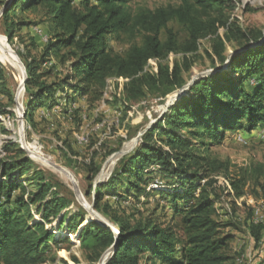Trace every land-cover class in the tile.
<instances>
[{
    "label": "trees",
    "instance_id": "trees-1",
    "mask_svg": "<svg viewBox=\"0 0 264 264\" xmlns=\"http://www.w3.org/2000/svg\"><path fill=\"white\" fill-rule=\"evenodd\" d=\"M129 1L2 0V8L7 4L9 7L1 18L12 40L19 28L29 23L15 20L16 10L43 8L54 34L41 58L30 57L26 61L27 115L40 105L49 102L53 105L57 92H72V98L77 94L86 96L90 103L100 101L108 80L113 78L129 79L124 94L130 101L143 99L154 91L168 95L187 83L183 76L190 67L186 55L196 53L201 40L212 37L214 56L222 63L229 59L228 69L194 83L188 94L179 98L170 112L143 134L132 153L119 160L110 180L96 189L98 201L105 192L117 198L138 196L137 192L147 191L142 187L148 182L147 176L159 173L168 180L167 187L157 185L146 193L170 203L171 222L167 225L149 219L132 222L114 216L119 234L96 220L87 221L80 229L86 213L80 210L69 217L61 215L70 201L55 192L49 198L52 183L42 171L34 170L33 161L18 144L7 141L3 150L14 154L9 160L0 159L3 264L44 263L43 249L56 241L54 232L46 225L59 216V228L78 234L82 245L93 251L94 255L89 257L92 262L114 246L116 251L107 264H143L142 258L145 264H229L231 260L228 250L234 235L224 228H235L237 223L224 222L216 207L224 190L214 173L224 165L204 155L198 144L205 148L221 142L229 131L264 127V32L239 30L236 37L241 51L229 57L219 31L222 27L230 29L223 10L234 9L235 0H182L179 6L141 8L133 14L128 8ZM171 22L184 28L187 35L184 40L169 27ZM121 33L139 36L141 42L132 44L124 53L116 52L108 47V37ZM230 39L226 35V40ZM171 53L186 56L182 64L175 62L172 69L161 62ZM53 57L67 66L68 73L63 77L52 79L56 65L43 69ZM150 59L160 62L157 73L146 70ZM0 93L15 103L1 63ZM1 132L7 133L4 126H0ZM94 164L89 167L91 180L99 171ZM252 173L264 196V162L257 164ZM225 177L230 179L236 197L246 194L247 176L231 178L225 172ZM34 182H38V190L26 197L27 183ZM33 206L41 221L35 220ZM251 219L252 210L244 223L259 244L264 238V223L255 224ZM74 261L80 264L79 259Z\"/></svg>",
    "mask_w": 264,
    "mask_h": 264
},
{
    "label": "rangeland",
    "instance_id": "rangeland-1",
    "mask_svg": "<svg viewBox=\"0 0 264 264\" xmlns=\"http://www.w3.org/2000/svg\"><path fill=\"white\" fill-rule=\"evenodd\" d=\"M181 4L182 0H130L128 8L133 14L141 8L155 9ZM2 10L0 4V13ZM16 11L15 20H26L29 23L21 26L12 40L8 38L6 24L0 16V63L6 86L15 100L12 104L6 94L0 93V111L7 112L0 113V126L7 130V133H0L3 140V145H0L2 151L0 159L9 160L14 154V151L7 153L3 150L7 141L18 144L21 149L24 148L26 155L34 163V170L42 171L45 179L53 185L48 197L51 198L55 192L70 201V205L61 215L66 214L69 217L80 210L86 213V221L80 224V229L87 221L96 220L110 226L114 231H119L118 224L113 220L114 216H121L132 222H144L149 219L156 223L169 224L170 203L156 194L146 193L157 185L167 187L165 183L168 180L162 178L159 173L147 176L148 182L142 186L146 187L147 191L137 192L138 196L117 198L105 192L98 201L96 189L110 180L119 160L132 153L140 144L143 134L170 112L177 101L175 96L179 89L165 96L160 91L148 92L143 99L130 101L124 94V85L129 79L113 78L108 80L100 101L90 103L86 96L77 94L72 98V92L64 94L57 92L53 105L50 106V102L40 105L31 115H27L29 96L21 86L25 77L22 64L26 68V61H29L30 57L41 58L48 45V39L54 34L43 8H30L24 11L18 8ZM223 12L229 19L228 24L231 25L229 30L222 27L219 31L225 39L228 56L242 48L236 37L240 34L239 30L253 29L264 32V0H255L245 8L241 2L238 5L235 0V8ZM169 27L178 32L181 40L186 38V32L179 23L171 22ZM226 35L231 39L226 40ZM165 37L166 33L163 30L161 39L164 40ZM140 42L139 36L133 38L124 33L108 37V47L119 53H124L132 44ZM186 56L190 62L189 70L183 72L187 83H196L215 71H223L226 64L214 56L211 36L201 40L196 53ZM186 56L182 53H171L161 62L168 64L172 69L175 62L182 64ZM159 63H149L148 70L157 73L155 69ZM52 65H56L54 71L56 75H53L52 79L68 73L67 66L60 64L56 57L48 60L43 69ZM188 92L189 88L184 95ZM81 137L84 140H81ZM198 145L203 149L201 151L204 155L223 163L224 166L214 173L215 175L225 176L227 172L231 178L242 176L248 178L244 195L246 200L241 205L229 200L225 192L216 202L221 219L224 222L237 223L235 228L231 226L224 228L225 232L234 235L228 250L231 257L229 264L261 263L264 261V238L257 244L250 236L244 219L248 217L253 205L264 203L263 191L257 186L252 173L257 164L264 162V127L253 131H247L245 128L236 129L227 132L219 143H211L205 148L201 144ZM92 162L95 163L93 167L99 168L93 180L90 179L89 170ZM37 183H27L26 197L38 190ZM76 185L81 196L76 193ZM124 189H120V193H123ZM32 211L35 220L41 221L36 206H33ZM60 219L61 216L46 225L54 232L56 241L48 243L43 249L45 261L42 264H76L74 258L79 259L80 264H102L101 262L105 264L114 255L111 248L100 259L90 261L89 257L94 255L93 251L82 245L78 234L73 239L67 229H60ZM66 237H69V240ZM238 257L242 262L237 261ZM142 263H146L144 258ZM0 264L3 263L0 261Z\"/></svg>",
    "mask_w": 264,
    "mask_h": 264
},
{
    "label": "built area",
    "instance_id": "built-area-1",
    "mask_svg": "<svg viewBox=\"0 0 264 264\" xmlns=\"http://www.w3.org/2000/svg\"><path fill=\"white\" fill-rule=\"evenodd\" d=\"M237 4L240 5V2L242 3V7L245 8L248 4H253L255 0H236ZM155 62L156 64L159 62L158 59H150L149 63ZM147 71L148 68H146ZM156 72L158 71V67H156ZM152 72V71H150ZM153 73V72H152ZM122 79V78H120ZM81 140H84L83 137H81ZM0 145H3V140L0 138ZM215 179L218 181L219 185L223 188L226 195L229 196V200H234L237 202L238 205H241L246 199L245 196L236 197L234 188L231 184V181L229 178L225 176H215ZM252 222L255 224L264 223V203H259V205L252 207ZM237 261L242 262V259L238 257ZM264 264V262L262 263Z\"/></svg>",
    "mask_w": 264,
    "mask_h": 264
},
{
    "label": "water",
    "instance_id": "water-1",
    "mask_svg": "<svg viewBox=\"0 0 264 264\" xmlns=\"http://www.w3.org/2000/svg\"><path fill=\"white\" fill-rule=\"evenodd\" d=\"M9 7V4H7V5H5V7L3 8V10L1 11V13H0V16L7 10V8ZM239 51H241V50H239ZM238 51V52H239ZM231 55H229V57H230ZM17 57H18V59L20 60V58H19V56L17 55ZM228 57V58H229ZM21 63V62H20ZM22 64V63H21ZM22 67H23V70H24V80H23V82H22V88H23V90L25 91V82H26V79H27V77H28V75H27V70H26V68L23 66V64H22ZM227 67H229V59L226 61V64L224 65V67H223V71L224 70H226L227 69ZM216 72V71H215ZM195 82H192V83H186L182 88H180L178 91H177V93H176V96H175V99L176 100H178L179 98H181L184 94H185V91L188 89V88H190L193 84H194ZM24 149V148H23ZM56 166H58L57 164H55ZM58 167H60V166H58ZM76 193L78 194V195H80L81 196V193H80V190L78 189V187H77V185H76ZM101 224H103V225H105V226H107L109 229H111V230H113L114 231V229H112V228H110V226H108V225H106V224H104V223H102V222H100ZM113 248V252H115L116 251V246H114V247H112ZM111 249V248H110ZM104 259H101V261H103ZM108 262V261H107ZM107 262H105V264H107Z\"/></svg>",
    "mask_w": 264,
    "mask_h": 264
},
{
    "label": "bare ground",
    "instance_id": "bare-ground-1",
    "mask_svg": "<svg viewBox=\"0 0 264 264\" xmlns=\"http://www.w3.org/2000/svg\"><path fill=\"white\" fill-rule=\"evenodd\" d=\"M5 45V44H4ZM7 49V48H6ZM13 52V51H12ZM14 58V57H13ZM116 234H119V231L118 230H115L114 231ZM72 235V238L75 239L77 237L76 234H71ZM102 264H104V262H101Z\"/></svg>",
    "mask_w": 264,
    "mask_h": 264
}]
</instances>
